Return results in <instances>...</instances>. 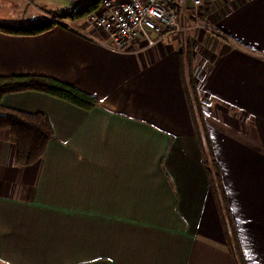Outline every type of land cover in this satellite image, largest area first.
<instances>
[{
	"label": "crops",
	"instance_id": "1",
	"mask_svg": "<svg viewBox=\"0 0 264 264\" xmlns=\"http://www.w3.org/2000/svg\"><path fill=\"white\" fill-rule=\"evenodd\" d=\"M177 1L182 30L131 53L60 25L0 31V75H51L100 101L84 110L36 91L3 97L47 114L55 138L18 165L0 130V264H235L183 85L187 42L240 255L264 264V0ZM13 3L25 26L65 7ZM73 24L96 35L84 18Z\"/></svg>",
	"mask_w": 264,
	"mask_h": 264
},
{
	"label": "trees",
	"instance_id": "2",
	"mask_svg": "<svg viewBox=\"0 0 264 264\" xmlns=\"http://www.w3.org/2000/svg\"><path fill=\"white\" fill-rule=\"evenodd\" d=\"M98 4V1H94L89 5L80 7L73 14L64 11L60 12L61 14L58 11L53 12V14L63 18L70 17L71 20H78L96 10ZM55 25L63 26L52 19L43 17L39 21L26 26L0 23V31L15 35H36L51 29ZM234 41L242 45L237 40ZM193 66L192 51L188 49L181 59L182 80L194 127L200 141L203 162L209 174L211 191L217 201L233 260L235 264H245L239 252V241L233 229L228 198L223 186L222 172L208 133L206 115L202 108ZM23 91H36L47 94L84 110H92L100 104L97 96L51 75L35 73L0 75V130L8 131L13 142H15V162L18 165H30L41 159L49 142L55 138L53 125L47 114L42 112L28 113L3 105L2 99L5 95Z\"/></svg>",
	"mask_w": 264,
	"mask_h": 264
},
{
	"label": "built area",
	"instance_id": "3",
	"mask_svg": "<svg viewBox=\"0 0 264 264\" xmlns=\"http://www.w3.org/2000/svg\"><path fill=\"white\" fill-rule=\"evenodd\" d=\"M94 1L99 3L97 9L84 19L99 36L74 25L69 18L51 15L52 20L119 53L142 51L182 30L179 23L182 7L177 0H84L82 6ZM202 1L193 0V3L199 6ZM79 9V5H71L67 13L73 14ZM195 26L209 28L198 21Z\"/></svg>",
	"mask_w": 264,
	"mask_h": 264
},
{
	"label": "rangeland",
	"instance_id": "4",
	"mask_svg": "<svg viewBox=\"0 0 264 264\" xmlns=\"http://www.w3.org/2000/svg\"><path fill=\"white\" fill-rule=\"evenodd\" d=\"M56 1H59L62 4V6L60 8H62L65 5V7H63L60 11H58L59 13L60 12L62 13V11L67 13V10L71 7L73 1H75V3H74L75 5H79L80 7H82V5L84 3V0H56ZM17 8H18V4L17 3H13V0H12L10 6H7V8L0 10V23L1 24H6V25H22V23H20V21H19L18 13H16L17 12ZM182 8H184L183 5H182ZM54 12H57V11H54ZM51 15L52 16H59V15H55V14H53L51 12V13H49V15L47 14L46 17L48 19H52ZM64 18H69L70 21H72L73 23L75 21V20H71L70 17H64ZM190 19L193 20L192 16L190 17ZM195 25H196V22L190 21L189 26L196 27ZM196 28H198V27H196ZM180 34H181V32H180ZM96 36H99V34L97 32H96ZM186 44L189 45L188 49L191 50V44L188 43V42ZM186 44H185V46H186Z\"/></svg>",
	"mask_w": 264,
	"mask_h": 264
}]
</instances>
